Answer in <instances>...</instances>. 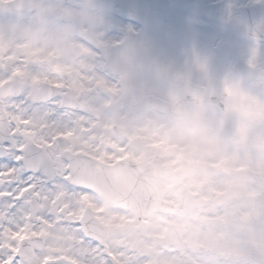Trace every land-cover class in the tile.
<instances>
[{
  "label": "clouds",
  "instance_id": "9594fccd",
  "mask_svg": "<svg viewBox=\"0 0 264 264\" xmlns=\"http://www.w3.org/2000/svg\"><path fill=\"white\" fill-rule=\"evenodd\" d=\"M28 22L37 42L67 51L69 42L94 47L102 40L108 0H41ZM144 50L129 46L111 73L123 94L140 67ZM168 70L175 88L188 70ZM259 84L225 96L185 83L182 104L164 116L148 148L158 174L156 191L181 209L176 229L178 264H264V65Z\"/></svg>",
  "mask_w": 264,
  "mask_h": 264
},
{
  "label": "rangeland",
  "instance_id": "374dc122",
  "mask_svg": "<svg viewBox=\"0 0 264 264\" xmlns=\"http://www.w3.org/2000/svg\"><path fill=\"white\" fill-rule=\"evenodd\" d=\"M133 1L135 4L132 8L138 16L135 35L136 48L144 50L145 53L140 57L142 70L147 68V61H165L168 70L181 69V71H185L187 68V82L210 89V97L214 98L217 91L227 96L233 90L243 87V83H240L232 89L230 88L233 77L232 67L236 61L240 60L255 69H260L261 65H264V42L241 38L223 25L200 18L189 7L216 1L234 6H252L264 4V0ZM27 16L28 14L6 15L0 12V54L9 48L7 57L4 61L0 60V70L7 71L9 77L20 70L26 77L24 92H27L30 86L36 84L34 77L39 75V71H46L36 61L37 52L41 55V52L44 53L47 49L49 50L48 55L66 56L73 63L74 74L69 75L68 78H63V76L57 78L58 93L67 92V89V95L79 100L78 108L68 111L57 108L56 112L64 113L67 122H122L123 125H126V122H131L132 134L137 140L135 159L150 163L149 156L142 159L139 151L143 150L148 155L147 150L160 133L166 113L158 114L152 110L143 109L128 114L125 110L114 111L112 106L117 102L131 104L139 97L152 93L160 95L168 102L171 109L175 110L179 107L178 102L187 98L186 95L182 97L181 94V90L187 82H180L173 88L168 80L167 89L160 90L146 83L148 76L145 71L137 72L131 85L132 91L123 94L110 71L112 62L123 59L124 50L121 49L120 43L123 45L124 40L120 39L121 41L118 43L117 37L115 39V31H123V28L119 30V27L116 26L117 22H114L111 16H108L102 28V40L94 41V47L69 42L67 51L37 42L29 22L26 21ZM162 17L165 21L162 29L165 32L158 34L160 30L157 29V26ZM18 34L22 35L24 43L21 42ZM203 41L207 44L206 49L202 46ZM3 42H6L8 47H5ZM17 45L20 49V60L17 59L15 53ZM209 45L211 48L208 47ZM24 57L25 61L22 64ZM102 65L109 76L103 75ZM56 68L59 70V65ZM151 82L152 86H155L154 82ZM251 82L259 84L257 80ZM134 86L135 89H133ZM31 108L26 107V118L32 117ZM120 134L125 138L128 131L122 129ZM76 193L79 199L74 197L64 201V204L51 218V225L56 232L55 237L41 251L34 252L33 262L63 264L58 259L57 261L51 259H54L55 254L64 257L70 251L83 250L82 240L71 235V232L78 230L74 220L77 215L81 214L85 206L84 196H79V193ZM165 200L168 202L170 200L168 193H166ZM99 209H104L102 204ZM181 214V209L178 206L174 215L152 213L144 219L146 228L141 230L139 223L133 221L129 212L120 208L116 216L118 218L117 229L120 231L121 238V251L116 257H119L120 260L116 258L107 264H178L181 257L176 255L177 246L180 243L176 238V229L183 223L180 219ZM168 226H172L173 231L165 236ZM182 255L187 264H192L187 253ZM67 256L69 258L71 255ZM71 264H84V262L71 256Z\"/></svg>",
  "mask_w": 264,
  "mask_h": 264
},
{
  "label": "flooded vegetation",
  "instance_id": "af4514ba",
  "mask_svg": "<svg viewBox=\"0 0 264 264\" xmlns=\"http://www.w3.org/2000/svg\"><path fill=\"white\" fill-rule=\"evenodd\" d=\"M39 2H41V0H25V6L23 9L10 14L29 15L30 12L34 11L33 5ZM108 3L113 9H115V11H117V13L121 14L116 15L109 10L110 15H108L111 16L114 22H117L116 26L119 27V30L123 28V31H115V39L117 37L116 41L119 40V43L121 40H124L123 45L120 43L121 49L125 51L129 46L136 47L135 35L137 21L133 22L128 16L129 13H134L136 15V20H138V16L132 8L135 2L133 0H108ZM26 21H28V16ZM164 24L165 21L162 17L157 26V29L160 30V33L158 34L165 32V30L162 29ZM18 36L21 42L24 43L22 35L18 34ZM3 43L6 45L5 47H8L6 42ZM202 46L206 49L207 44L203 41ZM208 47L211 48V45ZM8 49L9 48H7L4 53L0 54V60L2 59V61H4L7 57ZM48 52L49 50L45 49L44 53L41 52V55L38 54V52L35 55L36 61L40 63L39 66L46 71H39V75L34 77L36 79V84L30 86L27 92H24V79L26 77L20 70H17L16 74H13L11 77H9L7 71L0 70V85L8 80H13L19 85V91L17 94L7 95L2 98H6L4 102L9 105L10 110L20 111L23 118L30 121L26 130L34 132L37 137L43 139L44 146L50 153H52L53 166L58 169L61 174H64L65 169H67V175L70 176V170L73 167L83 169L84 171L95 169L88 159L107 165L115 164L120 160H124L125 162H144L143 160L135 159L137 155V140L133 137L131 122H126V125H123L122 122H67L66 116L63 115L64 113L61 114L60 112H56L57 108H61L62 111L69 110L63 107V97L70 96L67 95V89V92L61 93H58L57 90H55L53 97L48 101H27V97L31 90L42 89L45 84L56 85L59 76L68 78L69 75L72 76V74H74V71H72L73 63L69 58L64 55H48ZM15 53L17 59L20 60V49L18 45ZM22 61V64H24L25 57L22 58ZM58 65L59 70L56 68ZM140 67L137 69V72H146L148 76L146 77V80L148 79L146 83L149 86L160 90L164 88L167 89L168 79L165 77V74L168 71V65L165 61H147V68H145V70H142ZM151 81L154 82L155 86H152ZM133 89H135V86ZM7 90L13 92L12 87H8ZM42 94L44 97L47 95V93L44 92H42ZM43 95H41V97ZM149 95L157 96L164 100L160 95H154L152 93H149ZM77 101L79 102V100ZM118 104L121 105L122 102H118ZM26 107H32L30 110L33 113L31 118H26L25 116ZM122 129L128 131V135L125 138L120 134ZM139 154L142 159L149 156L146 155L143 150H140ZM79 155L83 157H80ZM61 157H63V159H61ZM71 177L74 178L75 182L77 181L74 176ZM88 179L94 180L95 176H90ZM84 189L86 190L78 192L79 196H84V209L90 208L97 221L104 225L107 230L104 232L99 230L98 227L87 223L83 224L82 220H78V223L76 222V228H78V230L71 232V235L82 240L83 250H74V252L78 253V251H82V254H85V256L83 258H77V260L84 262V264L87 262L89 264H107L112 260H116V258L120 260L119 257H116L121 251L120 231L117 229L118 218L116 217L120 208L107 204L102 197L91 189L87 187H84ZM76 194V192L67 193L69 197L68 200L73 199L74 197L79 199ZM101 204L104 209H99ZM28 234L31 237L30 231ZM55 234L56 232L53 230L52 225H50L46 232L38 239L42 240L41 243L44 247L46 244L52 242ZM124 244L126 245L125 242ZM69 254L73 255L74 253L70 251Z\"/></svg>",
  "mask_w": 264,
  "mask_h": 264
},
{
  "label": "snow or ice",
  "instance_id": "6c2138e0",
  "mask_svg": "<svg viewBox=\"0 0 264 264\" xmlns=\"http://www.w3.org/2000/svg\"><path fill=\"white\" fill-rule=\"evenodd\" d=\"M5 99L0 97V264H38L27 245L39 248L38 238L67 193L86 189L67 169L61 174L53 166L43 139L26 130L30 121L10 110Z\"/></svg>",
  "mask_w": 264,
  "mask_h": 264
},
{
  "label": "water",
  "instance_id": "95a60500",
  "mask_svg": "<svg viewBox=\"0 0 264 264\" xmlns=\"http://www.w3.org/2000/svg\"><path fill=\"white\" fill-rule=\"evenodd\" d=\"M23 7V0L0 2V10L13 11ZM193 9L203 18L228 26L240 37L250 40L264 41V4H255L248 7H233L224 2L208 5L193 6ZM234 84L249 79H260L258 70L252 69L241 61L233 66ZM11 86V83L2 87ZM34 92L33 95H36ZM142 107H152L158 112L166 110L162 101L156 98L143 97L136 106H128L126 110L132 112ZM75 108V105H72ZM95 191L109 203L128 209L137 221L146 218L152 212L174 213L176 208L163 201L166 191H156L158 174L149 164L126 165L123 162L115 166H106L97 163ZM83 175V174H82ZM91 215L88 210L85 216ZM142 229L145 225L142 224ZM171 228H169V231ZM39 249V248H37ZM36 249V250H37ZM27 250L31 253L30 245Z\"/></svg>",
  "mask_w": 264,
  "mask_h": 264
},
{
  "label": "bare ground",
  "instance_id": "6f19581e",
  "mask_svg": "<svg viewBox=\"0 0 264 264\" xmlns=\"http://www.w3.org/2000/svg\"><path fill=\"white\" fill-rule=\"evenodd\" d=\"M101 71H102V73H103L104 76H109V74L106 73L105 68H104L103 65L101 67ZM73 253L74 254L71 255V256L76 257V258H83L85 256V254H82L83 253L82 251H78V253H76V252H73ZM67 255H70V254L66 253L64 255V257H60V255L59 256H56V259L60 260L63 264H67V263L68 264H71V256H69V258H68Z\"/></svg>",
  "mask_w": 264,
  "mask_h": 264
}]
</instances>
